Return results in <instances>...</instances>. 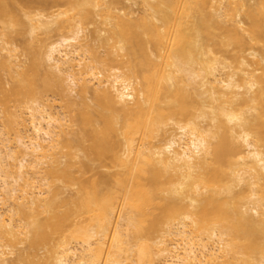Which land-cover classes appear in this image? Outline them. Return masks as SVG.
Instances as JSON below:
<instances>
[{
	"label": "bare ground",
	"instance_id": "1",
	"mask_svg": "<svg viewBox=\"0 0 264 264\" xmlns=\"http://www.w3.org/2000/svg\"><path fill=\"white\" fill-rule=\"evenodd\" d=\"M0 264H264V0H0Z\"/></svg>",
	"mask_w": 264,
	"mask_h": 264
},
{
	"label": "rangeland",
	"instance_id": "2",
	"mask_svg": "<svg viewBox=\"0 0 264 264\" xmlns=\"http://www.w3.org/2000/svg\"><path fill=\"white\" fill-rule=\"evenodd\" d=\"M124 3H125V2H124ZM126 5H127V2H126ZM132 7L135 8V6H132ZM89 27H90V26H89ZM91 28H92V27H91ZM88 29H89V28H88ZM89 30H90V29H89ZM89 30H87V34H88V36H86V40H87V38L89 39L88 42H90V33H91V32H89ZM85 33H86V32H85ZM92 38H93V37H92ZM92 40H93V39H92ZM95 40H96V39H95ZM95 40H94V42L91 41L92 43H90V45H93L94 47H96V46L98 45V42H97L98 40H97V41H95ZM18 41H21V40H20V39H17V42H18ZM19 50H20V49H18V52H19ZM19 59H20V60H24V57H23L22 55H20V56H19ZM75 90H76V91H75ZM75 90H74V91H75L74 94L72 93V94H73L72 99H75V101H78V95H77V94H78L79 91H77V89H75ZM87 101H89V100H87ZM78 106H79V105H78ZM78 106H76V107H78ZM56 107H58V106L56 105ZM76 107H75V108H76ZM56 110H59V107L56 108ZM11 255H13V254H11ZM11 255H10V256H11ZM14 255H15V254H14ZM10 256H8V257H10ZM11 257H13V256H11Z\"/></svg>",
	"mask_w": 264,
	"mask_h": 264
}]
</instances>
